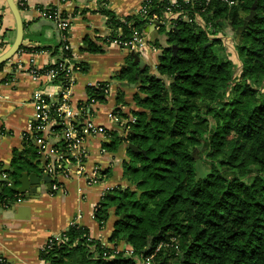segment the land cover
<instances>
[{
  "label": "trees",
  "instance_id": "obj_1",
  "mask_svg": "<svg viewBox=\"0 0 264 264\" xmlns=\"http://www.w3.org/2000/svg\"><path fill=\"white\" fill-rule=\"evenodd\" d=\"M14 1L19 11L25 8L24 0ZM100 1L109 34L101 44L84 39L83 50L102 53L103 45L111 42L128 48L132 36L143 38L155 21L166 46L160 47L157 75L130 52L113 77L137 86L132 97L137 110L128 118L122 114L126 103L123 92H118L114 111L128 128L123 137L105 131L109 143L103 147L116 150L124 142L137 146L138 152L126 149L122 166L128 186L107 192L93 213L102 226L113 211L114 229L108 239L112 247L91 238L87 228L72 224L59 240L42 248L39 257L45 264H136L133 256L148 255L162 242L153 264H264V0H177L176 5L145 0L141 5L145 12L125 16L115 15L104 6L106 0ZM168 7L190 21L175 18L171 27L160 25ZM56 9L38 8L50 16L43 18L56 27L58 44L19 49L51 52L53 60L39 73L57 72L47 84L52 88L66 84L59 65L73 58L71 50L63 48L66 32L51 17ZM60 17L67 19L63 12ZM227 26L244 27L234 45L240 64L236 75L237 67L219 36ZM109 86L108 82L88 86L86 100L78 105L91 99L103 103ZM48 102L52 108L57 105ZM62 128L52 130L60 133ZM40 134H25L24 148L13 152L6 172L11 181L37 167L35 138ZM55 145L66 150L63 140ZM200 146L206 148L208 171L198 177L195 152ZM5 194L12 192L6 189ZM119 242L133 255L117 251Z\"/></svg>",
  "mask_w": 264,
  "mask_h": 264
},
{
  "label": "crops",
  "instance_id": "obj_2",
  "mask_svg": "<svg viewBox=\"0 0 264 264\" xmlns=\"http://www.w3.org/2000/svg\"><path fill=\"white\" fill-rule=\"evenodd\" d=\"M144 1L106 0L104 6L117 16H125L138 11ZM24 3L25 8L20 11L23 21L22 45H57L59 37L56 27L41 16L38 8L53 5L63 12L70 25L69 44L75 66L71 101L76 104L86 100L88 86L108 82L110 86L105 101L92 107L90 119L105 131L123 137L124 131L118 125L123 120L115 121L111 118V112L116 107L115 98L121 91L126 103L121 113L128 118L131 111L137 110L132 100L137 86L121 84L113 81V77L125 66V59L130 52L141 59L150 73L157 75L160 47L166 46V37L156 31V26L153 29L148 27L143 35L146 47L140 52L130 51L111 42L103 45L102 53H88L83 50L84 39H92L101 44V40L109 34L106 18L99 12L102 5L100 0H24ZM0 35L3 36L0 42L1 55L9 48L15 36L14 20L5 0H0ZM31 59L35 67L42 69L53 57L48 50H38L35 53L18 51L5 62L0 71L2 178V174H6L11 168L13 152L24 148V135L30 133V123L35 114L32 95L46 82L44 77L36 81L32 79L28 72ZM45 89L52 88L47 86ZM105 143H109V139L101 133L86 136L88 156L84 171L90 174L96 169L102 175L99 183L94 185H88L85 178L74 173L75 167L68 166V176L58 178L61 190L52 191L50 179L44 181L41 178L42 175L46 176L41 171L42 161L39 156L35 157L33 163H37V167H30L25 172L39 176L40 182L34 186L29 184V193L25 195L12 192L8 195L10 202L0 204V264H45L39 253L48 238L61 234L73 223L87 228L91 238L106 246H112L108 239L114 229L113 211H110L109 218L102 226L94 219L93 211L106 191L111 193L115 188L124 189L128 186L123 177L122 166L127 160V147L122 142L116 150H110L103 147ZM6 177L9 179L7 174ZM4 191L6 193V189ZM117 247L125 248L123 242H119Z\"/></svg>",
  "mask_w": 264,
  "mask_h": 264
},
{
  "label": "built area",
  "instance_id": "obj_3",
  "mask_svg": "<svg viewBox=\"0 0 264 264\" xmlns=\"http://www.w3.org/2000/svg\"><path fill=\"white\" fill-rule=\"evenodd\" d=\"M169 1L171 5H176L177 0ZM209 1L210 0H205L206 3ZM228 4L231 5L232 1H228ZM21 5H23V3H21ZM138 11L145 12L142 6ZM39 13L42 17H50L45 11H39ZM51 17L56 23L57 28L66 32V34L61 37V40L64 42L63 48L71 50L69 44V21L60 17V11L58 8L52 12ZM175 18L190 21L188 15L183 14V12L178 11L177 9L172 10L168 7L164 12V18L159 23L162 26L171 27L172 24L170 23V20ZM194 19L201 22L198 14L194 15ZM154 23L158 24L156 21ZM221 39L225 47L227 49L230 48L232 38L221 37ZM127 47L128 49L140 52L146 47V43L143 38L132 36L131 40L127 43ZM59 67L65 72L66 84L62 87H51L52 89L50 90H46L45 88L57 72L49 70L45 73H39L41 69L33 65L32 59L30 60V66L28 68V72L33 80L36 81L43 77L46 78V82L43 83V85H41L32 95L35 114L34 119L30 123L31 131L29 134H32L33 131H39L41 133L35 138V145L37 148L36 153L42 161V172L50 179V189L52 191L61 190V184L59 183L58 178L68 176V166L75 167L74 173L77 176L85 178L88 185L99 183L102 175L98 170L94 169L90 174H86L84 171V164L88 156L85 140L87 135H94L97 133L105 135V129L95 125L90 119L91 109L97 104V102L94 99H91L87 105H78V103L73 104L71 101V87L74 84L73 73L75 71L73 58L72 60L65 58ZM105 93H108V90H105ZM45 98H47L48 101H56V107L52 108V105L46 101L47 99ZM111 118L117 122L119 121L118 115L114 110L111 112ZM133 120L134 119H131V121ZM32 122H34L35 125H33ZM57 125L63 126L60 133L53 132L52 130V128ZM118 125L124 132L127 131L128 127L125 121H120ZM57 140L64 141L66 145L65 151H60L56 147L55 144ZM2 175L3 178H6L5 173ZM106 192L103 194L102 198L106 195ZM1 204H6V202H2ZM59 236L60 234L49 237L43 248L53 240H59ZM162 246H164V244L161 242L150 254L142 257L133 256L136 264H153V258ZM116 250H124L126 255H133V250L128 246L123 249L116 247Z\"/></svg>",
  "mask_w": 264,
  "mask_h": 264
},
{
  "label": "water",
  "instance_id": "obj_4",
  "mask_svg": "<svg viewBox=\"0 0 264 264\" xmlns=\"http://www.w3.org/2000/svg\"><path fill=\"white\" fill-rule=\"evenodd\" d=\"M5 1H6V5L14 20L15 36L9 48L0 55V64L9 61L19 51L22 45V40H23V21L21 18V13L18 7L16 6L14 0H5ZM251 15H252V12L247 17H245L244 19L245 22L250 19ZM156 25L157 23H154L151 26H149V28L153 29ZM243 28L244 27H240L234 30L233 33H234V38L236 40L240 37V32L243 30ZM134 57L136 61H139V63L142 64L141 59H139V57L136 54H134ZM126 147L134 152H138L137 146L133 144H126ZM41 171H42V168H41ZM0 177H1V173H0ZM41 178L44 181H49V178L46 176L42 175ZM39 182H40L39 176L35 174H28L25 171L21 172L17 182L9 181L7 177L6 178L1 177L0 179V184H1L0 204L2 202L9 203L11 200V198L7 194L4 193V189H8L11 192H15L20 195H25L26 193H29V184L31 186L32 185L34 186V185H37ZM149 250L150 248L147 247L145 251L148 252Z\"/></svg>",
  "mask_w": 264,
  "mask_h": 264
},
{
  "label": "rangeland",
  "instance_id": "obj_5",
  "mask_svg": "<svg viewBox=\"0 0 264 264\" xmlns=\"http://www.w3.org/2000/svg\"><path fill=\"white\" fill-rule=\"evenodd\" d=\"M247 16H245V17H247ZM234 30L235 29H232V28L227 26V27H225L223 29L222 34L220 33L219 36L220 37H231L232 38L231 39V45H230V48L227 49V53L231 57V59L234 62L235 66L237 67L236 71H235V75H236L238 73L239 68H240V64H239V61L237 59V54H236V52L234 50V45H235V42H236V39L234 38V33H233ZM113 81H116V80L113 79ZM205 150H206V148L204 146H200V147H198L196 149V152H195V157H196V160H197L196 161V170H197V176L198 177L203 176L208 171V165L204 161Z\"/></svg>",
  "mask_w": 264,
  "mask_h": 264
},
{
  "label": "bare ground",
  "instance_id": "obj_6",
  "mask_svg": "<svg viewBox=\"0 0 264 264\" xmlns=\"http://www.w3.org/2000/svg\"><path fill=\"white\" fill-rule=\"evenodd\" d=\"M128 49V48H127ZM130 51H133L134 52V50H131V49H129ZM108 91H109V88H108ZM98 104V103H97ZM124 134H125V132H124ZM105 137H106V135H105ZM100 173V172H99Z\"/></svg>",
  "mask_w": 264,
  "mask_h": 264
}]
</instances>
